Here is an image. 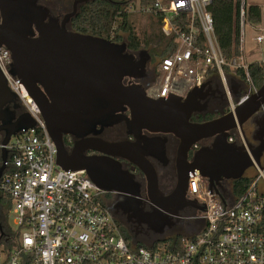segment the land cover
<instances>
[{
  "label": "built area",
  "instance_id": "obj_1",
  "mask_svg": "<svg viewBox=\"0 0 264 264\" xmlns=\"http://www.w3.org/2000/svg\"><path fill=\"white\" fill-rule=\"evenodd\" d=\"M139 2L138 11L152 15L178 43L161 57L153 80L145 86L149 97L184 98L194 87L218 77L226 95L224 113H234L258 90L249 69L251 64L264 65V4L261 18L251 21L246 1L241 0L239 51L226 58L209 9L213 0ZM124 6L128 12L137 11L130 0ZM247 26L256 31V45L249 50ZM11 62V51L0 45V69L21 104L16 117L28 112L36 125L12 134L6 143L0 130V264H264V169L253 166L255 178L250 176L249 186L238 197L232 184L210 188L193 171L187 192L196 206H187L198 211L172 215L175 224L168 231L178 232L169 236L170 243L161 241L165 238L156 245L128 239L125 223L109 207L113 192L100 188L85 169H65L57 163L56 144L40 109L10 72Z\"/></svg>",
  "mask_w": 264,
  "mask_h": 264
},
{
  "label": "water",
  "instance_id": "obj_2",
  "mask_svg": "<svg viewBox=\"0 0 264 264\" xmlns=\"http://www.w3.org/2000/svg\"><path fill=\"white\" fill-rule=\"evenodd\" d=\"M77 12L75 7L60 18L40 0H0V45L11 51L10 72L21 80L40 109L57 147V163L65 169H85L100 188L115 192L110 210L116 216L120 210L126 215L124 223L134 239L141 231L134 233V226L142 225L159 234L157 241L163 239L175 224L172 215L187 205L196 206L184 200L193 171L200 173L213 188L223 179L242 178L255 165L263 169L260 155L252 149L250 141L229 138L232 129L241 130L242 124L254 118L260 109L264 83L234 113L228 111L209 120L193 121L194 114L208 110L204 84L194 87L184 98L170 95L156 99L149 97L141 84H124L127 76H147L149 49L137 51V58L125 41L72 29V18ZM235 95L238 97L239 93ZM16 99L0 69V130L5 132L4 143L12 134L36 125L28 112L16 117L9 107ZM126 110L129 115L123 114ZM124 118L128 132L135 137L147 130L179 138L178 181L168 202L157 201L152 193L147 209L138 196V183L131 176L124 185L134 187L133 192L117 184L114 172L119 171V164H112L105 157L129 159L155 184L154 167L147 157L151 154L149 149H139L135 158L134 146L95 136ZM67 136L74 138L71 148L66 146ZM208 138L212 139L210 144H202L190 154L195 144ZM149 146H155L163 155V143L156 145L150 141ZM89 150L104 155H90Z\"/></svg>",
  "mask_w": 264,
  "mask_h": 264
},
{
  "label": "flooded vegetation",
  "instance_id": "obj_3",
  "mask_svg": "<svg viewBox=\"0 0 264 264\" xmlns=\"http://www.w3.org/2000/svg\"><path fill=\"white\" fill-rule=\"evenodd\" d=\"M40 2L49 7L51 13L63 18L67 13H70L75 9V7H79V0H40ZM70 26V25H69ZM136 57L139 58V54L134 52ZM156 58L151 56L150 64L155 63ZM157 63L154 65L156 66ZM157 68V67H155ZM154 70V69H153ZM156 70V69H155ZM151 71L154 76L156 71ZM151 74L148 73L146 77L137 78L134 76H127L124 78V84L126 85H134L141 84L144 87L150 83L148 80V76L151 78ZM218 79V80H217ZM229 85L234 89L235 83L230 82ZM242 88H246L247 85L244 81L240 83ZM203 93L205 94V101L207 102V111L203 113H196L193 115V121H205L217 116H220L224 113L225 105H226V95L224 91V85L219 78H214L211 81H206L204 83ZM10 109H12L15 113L21 109V104L18 101H14L9 105ZM123 114H128L129 111L126 110ZM233 136V140L237 139L238 142L245 140L250 141L252 149L255 153L260 155V163L264 169V102L261 105L260 109L254 116V118L245 121L242 124L241 130L239 131L237 128H234L230 131ZM95 136L100 137L104 140L120 142L123 144H129L134 146V156L137 158V153L139 149L141 151L148 150L151 154H148L147 157L152 163L154 167V176H155V184L153 181H150L148 176H146L138 166H136L132 161L122 156H115L116 159L105 157V159L112 164H119V169L115 170V174L118 176L117 184L124 185L128 176H131L133 180L138 183V196L142 204H145L146 208L149 209V205L152 199V193L154 194V198L157 201L162 203L168 202L167 200L169 196L174 192L177 186L178 181V172H177V155L180 140L174 134L171 133H152L150 131L144 130L141 136L135 137L133 134L128 132L126 119H122L119 122L115 123L112 126L104 127L99 133ZM74 138L71 136H67L65 138V143L68 148H71L73 145ZM154 141L156 145L159 143H163V155L156 150L155 146H149V142ZM212 141L211 138L205 139L200 145H208ZM152 147V148H151ZM196 150L193 147L190 150V154H192ZM88 154L90 155H100L103 156V152H98L95 150H89ZM115 164V165H117ZM118 166V165H117ZM233 180L223 179L221 183H223L226 187L231 185ZM129 189L130 191H134V187H128L126 184L123 186ZM116 197V193L113 192L109 195V199L112 200ZM184 200L189 201V194L186 192L184 195ZM112 202V201H111ZM188 215L196 214L198 209L194 207L185 206L183 209ZM118 216L125 218L126 215L120 210L117 213ZM7 228L10 227L9 224H6ZM141 228H144L142 234L136 235L137 240L146 239V242L151 243L153 241L157 242V239L160 237L159 234L149 229L146 225H142ZM138 234V233H137ZM170 235L166 232L164 238H168ZM142 241V240H141Z\"/></svg>",
  "mask_w": 264,
  "mask_h": 264
},
{
  "label": "trees",
  "instance_id": "obj_4",
  "mask_svg": "<svg viewBox=\"0 0 264 264\" xmlns=\"http://www.w3.org/2000/svg\"><path fill=\"white\" fill-rule=\"evenodd\" d=\"M127 0H89L79 5L78 12L72 18L71 28L82 33H91L106 37L112 41H125L131 52L150 47V54L154 58L163 57L177 47L175 34H165L161 27L150 24L151 31L141 38L129 21L131 12L125 10ZM146 3V0H142ZM241 0H213L210 12L214 19L215 33L226 58H231L239 51ZM246 12L249 20L258 21L261 18V6L247 3ZM121 32L127 33L124 37ZM228 72V71H227ZM250 76L257 87L264 83V65L251 64ZM251 182L250 176H243L232 182L234 196H241ZM122 223L124 220L120 218ZM126 238L130 234L126 226H122ZM179 236H177L178 239ZM172 237L161 241L170 243ZM158 240L155 242L159 244ZM162 243V242H161Z\"/></svg>",
  "mask_w": 264,
  "mask_h": 264
},
{
  "label": "rangeland",
  "instance_id": "obj_5",
  "mask_svg": "<svg viewBox=\"0 0 264 264\" xmlns=\"http://www.w3.org/2000/svg\"><path fill=\"white\" fill-rule=\"evenodd\" d=\"M130 1L132 2L133 7H135L137 9V11H134V8H133V11L131 12V15L129 17V21L132 22V25L134 26L136 33L141 38H143L144 35H147L151 31L150 24L155 23V18L150 14L138 11L140 8L139 0H130ZM245 1L248 4L249 3L259 4L261 7H263V4H264V0H245ZM121 34L124 37L127 35V33H124V32H121ZM255 35H256V31L254 29H252L250 26H247V28H246V47L248 50L253 48L256 45V42L253 39V37ZM119 42H122V41H119ZM146 49H149V52H150V47H148ZM160 59H161V57L156 58V61H155V63H157L156 66L154 65L155 63H151V64L148 63L147 75H148V73L151 75L153 74L151 71H154L156 69L155 67H157ZM148 78H149L148 79L149 81H152L153 75L151 76V78L148 76ZM215 78H218V77H215ZM256 173H257L256 169L254 167H251V168L246 170L245 175H248V176L254 175L253 178H255ZM263 183H264V181H263V179H261L260 184H263ZM119 218H122V217L119 216ZM122 219L125 220V218H122ZM8 222L11 223V225L13 226V223H12L10 218L8 219ZM122 226H124V225L122 224ZM135 230H141L140 232L138 231V234H136V235H139V234H142V232L144 231V228H139V227L134 226V233L136 232ZM177 230L167 231V233H168V235L171 236V235L177 233L178 232ZM139 238L142 241L146 242V239L144 240L141 237H139Z\"/></svg>",
  "mask_w": 264,
  "mask_h": 264
}]
</instances>
